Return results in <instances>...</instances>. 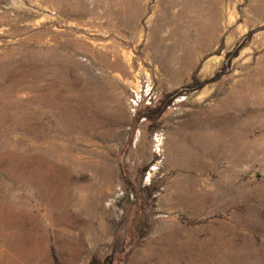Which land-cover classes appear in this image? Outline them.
Masks as SVG:
<instances>
[{
  "label": "rangeland",
  "instance_id": "374dc122",
  "mask_svg": "<svg viewBox=\"0 0 264 264\" xmlns=\"http://www.w3.org/2000/svg\"><path fill=\"white\" fill-rule=\"evenodd\" d=\"M0 264H264V0H0Z\"/></svg>",
  "mask_w": 264,
  "mask_h": 264
}]
</instances>
